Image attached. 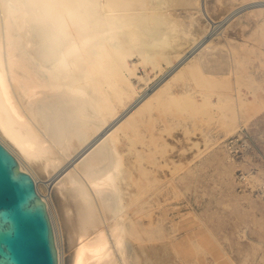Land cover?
Returning a JSON list of instances; mask_svg holds the SVG:
<instances>
[{
    "label": "bare ground",
    "instance_id": "1",
    "mask_svg": "<svg viewBox=\"0 0 264 264\" xmlns=\"http://www.w3.org/2000/svg\"><path fill=\"white\" fill-rule=\"evenodd\" d=\"M190 1L0 0V144L46 206L57 264H177L156 243L169 217L154 211L169 204L156 187L179 168L156 157L170 132L156 125L212 121L211 96L229 86L205 75L210 35L194 38L174 13ZM249 4L218 28L244 11L264 14V0ZM199 7L205 14L204 0ZM220 117L231 130L234 119ZM198 145L195 170L168 181L173 191L193 187L196 198Z\"/></svg>",
    "mask_w": 264,
    "mask_h": 264
},
{
    "label": "rangeland",
    "instance_id": "2",
    "mask_svg": "<svg viewBox=\"0 0 264 264\" xmlns=\"http://www.w3.org/2000/svg\"><path fill=\"white\" fill-rule=\"evenodd\" d=\"M251 1L204 0L203 14L199 12L200 0H191L174 12L183 22L191 23L194 38L210 35L208 41L214 46L209 52L214 54L205 75L229 85L211 96L216 102L212 109L216 118L212 121L202 117L181 122L179 118L175 126L163 122L156 125L170 128V132L162 133L167 146L157 150L158 160L168 158L174 164L187 161L186 165L178 163L179 168L162 177L156 187L169 194L168 205L154 208L169 215L158 226L161 239L156 243L168 244L177 264H264V14L244 11L231 18L225 28H218L228 14L251 5ZM157 79L153 78L141 92L152 90ZM179 84L173 88L184 87ZM222 113L228 120L234 119L231 130L224 127ZM215 138L218 140L213 141ZM195 143L199 144L202 160L199 198L193 187L181 186L173 191L168 184L187 169L195 170ZM37 180L39 193L49 197L50 191ZM68 251L71 248H65L63 256L69 257Z\"/></svg>",
    "mask_w": 264,
    "mask_h": 264
},
{
    "label": "water",
    "instance_id": "3",
    "mask_svg": "<svg viewBox=\"0 0 264 264\" xmlns=\"http://www.w3.org/2000/svg\"><path fill=\"white\" fill-rule=\"evenodd\" d=\"M0 264H57L52 227L31 176L0 144Z\"/></svg>",
    "mask_w": 264,
    "mask_h": 264
}]
</instances>
